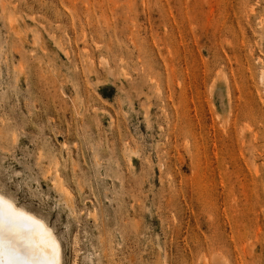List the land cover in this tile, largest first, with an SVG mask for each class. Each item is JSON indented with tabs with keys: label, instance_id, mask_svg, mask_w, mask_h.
<instances>
[{
	"label": "rangeland",
	"instance_id": "1",
	"mask_svg": "<svg viewBox=\"0 0 264 264\" xmlns=\"http://www.w3.org/2000/svg\"><path fill=\"white\" fill-rule=\"evenodd\" d=\"M264 0H0V193L61 264H264Z\"/></svg>",
	"mask_w": 264,
	"mask_h": 264
},
{
	"label": "snow or ice",
	"instance_id": "2",
	"mask_svg": "<svg viewBox=\"0 0 264 264\" xmlns=\"http://www.w3.org/2000/svg\"><path fill=\"white\" fill-rule=\"evenodd\" d=\"M32 218L16 212L11 204L0 197V264H57L56 245L42 239L39 244L33 242L32 231L24 234L19 231L24 221ZM38 225V222L33 221ZM6 242V243H5ZM42 245L51 247V256Z\"/></svg>",
	"mask_w": 264,
	"mask_h": 264
},
{
	"label": "bare ground",
	"instance_id": "3",
	"mask_svg": "<svg viewBox=\"0 0 264 264\" xmlns=\"http://www.w3.org/2000/svg\"><path fill=\"white\" fill-rule=\"evenodd\" d=\"M264 75V74H263ZM0 197H3L5 201H7L9 204H11L12 208L18 212L22 213L25 217H30L32 218L31 221H24L23 224L20 226L19 231H21L24 234H28L30 230L32 231V237H33V242L39 244L41 239H42V234H43V239L52 242L54 241L56 245V262L57 264H61V246L59 241L57 240L53 230L39 217L34 215L33 213L25 210L22 207H19L12 199L9 197L3 195L0 193ZM33 221L38 222L37 224H34ZM6 243V242H5ZM42 249L49 255L51 256V247L48 245H42Z\"/></svg>",
	"mask_w": 264,
	"mask_h": 264
}]
</instances>
